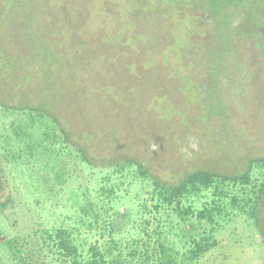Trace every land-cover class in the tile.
Segmentation results:
<instances>
[{"label":"rangeland","instance_id":"rangeland-1","mask_svg":"<svg viewBox=\"0 0 264 264\" xmlns=\"http://www.w3.org/2000/svg\"><path fill=\"white\" fill-rule=\"evenodd\" d=\"M216 8L201 0H0V125L23 109L31 120L60 123L94 163L133 159L167 184L197 169L242 172L264 159V0ZM26 158L15 164L0 154V203L14 201L0 213V264H13L3 241L14 234L67 227L81 242H101L80 224L78 207L83 194L102 206V177L113 169L78 164L72 188L59 192L45 160ZM252 177L259 186L264 168L255 165ZM111 179L134 202L150 190ZM241 221L225 222L209 253L216 264H264V200L258 230Z\"/></svg>","mask_w":264,"mask_h":264},{"label":"trees","instance_id":"trees-1","mask_svg":"<svg viewBox=\"0 0 264 264\" xmlns=\"http://www.w3.org/2000/svg\"><path fill=\"white\" fill-rule=\"evenodd\" d=\"M201 1L214 5L215 13L220 5L252 2ZM21 110L12 115L7 129L0 125V135L7 131L2 146L4 151L0 152L7 162L16 164L18 159L25 157L34 162L38 157L45 160L44 166L59 184V192L72 188L69 183L78 178L75 175L78 164L89 171L113 169V172L102 177L105 183L99 189L102 206L83 194L78 207L80 224L88 231L96 230L103 239L101 242L98 239L91 243H86V239L81 242L79 230L67 227L14 234L3 241L13 264H216L217 259L211 258L209 253L220 245L221 232L229 222L237 220L238 223L241 219L257 230L260 228L264 181L258 186L252 171L255 165L264 168V159H250L246 168L236 174L197 169L176 183L167 184L133 159L114 165L94 163L60 123L56 127L50 121L37 122ZM7 117L2 119L6 121ZM113 174L127 180L128 187L138 181L148 182L150 190L134 202L128 194L119 193L122 183L112 182ZM41 179L50 183L45 177ZM11 199L10 205L0 203L1 215L5 216L7 208L14 206ZM9 223L10 228L14 227L11 221ZM129 223L132 226L125 237L123 233Z\"/></svg>","mask_w":264,"mask_h":264},{"label":"clouds","instance_id":"clouds-1","mask_svg":"<svg viewBox=\"0 0 264 264\" xmlns=\"http://www.w3.org/2000/svg\"><path fill=\"white\" fill-rule=\"evenodd\" d=\"M152 147H153V149H155V148H157V147H158V145H153Z\"/></svg>","mask_w":264,"mask_h":264}]
</instances>
